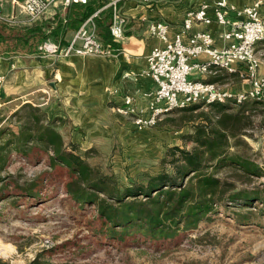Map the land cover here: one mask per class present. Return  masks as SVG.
Instances as JSON below:
<instances>
[{"label": "rangeland", "instance_id": "374dc122", "mask_svg": "<svg viewBox=\"0 0 264 264\" xmlns=\"http://www.w3.org/2000/svg\"><path fill=\"white\" fill-rule=\"evenodd\" d=\"M99 4L101 8L103 3ZM103 9H109L110 18V8ZM38 21L45 20L24 23L31 26ZM13 23L16 22H10L11 27L17 26ZM12 41L13 38H8L4 48L20 52L18 48L9 47ZM255 50L257 73L264 77V42L260 41ZM222 82L237 85L239 91L250 87L245 77L222 79ZM42 93L38 100L19 106L18 100L0 103V144L8 129L17 130L18 114H24L26 119V104L41 108L47 117L59 119L56 125L64 123L59 111L44 104L47 94ZM202 107L207 109L205 104ZM181 113L179 110L162 114L154 125L143 129L135 127L136 133L127 138H120V135L99 141L97 146L86 150L88 161L100 166L120 185L133 181L145 183L164 168L171 171L169 153H178L172 149L193 145L185 139L192 131L190 125L172 121ZM261 119V115L256 116L251 127L240 134L241 142L237 147L257 164L261 174L248 181L240 180L236 186L258 187L260 195L264 196V125ZM79 151L82 153L80 148ZM28 154L24 156L11 146L0 148V258L6 264H29L37 255L41 264H264V202L261 200L232 202L226 196L196 225L181 228L172 237L153 239L126 232L123 239H116L109 233L94 230L99 227L94 207L80 206L62 190L61 182L50 174L45 152L33 147ZM237 211L248 217H236Z\"/></svg>", "mask_w": 264, "mask_h": 264}, {"label": "trees", "instance_id": "16d2710c", "mask_svg": "<svg viewBox=\"0 0 264 264\" xmlns=\"http://www.w3.org/2000/svg\"><path fill=\"white\" fill-rule=\"evenodd\" d=\"M99 3L97 0L71 3L66 8L64 20L53 28H47L40 21L31 26L16 22L13 24L17 26L11 27L10 22L0 19V53L11 51L4 48L10 37L13 38L10 48L38 52L48 35L53 32L58 36L59 29L67 23L78 25L99 7ZM109 19V9L101 10L94 17L102 45L115 52L120 43L109 34ZM231 104L214 102L204 109L203 101H196L166 112H183L172 121L190 125L192 131L185 139L193 145L190 148L174 147L172 150L178 153H169L171 171L164 168L145 183L133 181L129 185H120L112 175L88 161L87 151L81 153L76 142L65 138L59 129L61 124L56 125L59 119L47 117L41 108L31 104L25 105L28 107L26 119L24 114H18L17 130L8 129L0 148L11 146L24 156H28L33 147L45 152L50 174L61 182L62 190L80 206L94 207L99 222V227L94 230L109 233L116 239H123L126 232L153 239L169 238L181 228L196 225L226 196L232 202H264L258 187L236 186L240 180L248 181L261 174L257 164L237 147L241 142L240 134L251 127L256 116L261 115L260 122L264 125V101L246 99ZM243 143L248 147L246 142ZM235 216L248 217L239 211ZM0 264H6V261L0 258ZM29 264H41L38 255Z\"/></svg>", "mask_w": 264, "mask_h": 264}, {"label": "crops", "instance_id": "0c3cea01", "mask_svg": "<svg viewBox=\"0 0 264 264\" xmlns=\"http://www.w3.org/2000/svg\"><path fill=\"white\" fill-rule=\"evenodd\" d=\"M21 1L0 0V11L11 22L24 23L27 18L20 10ZM217 1L158 0L152 4H142L135 0H121L118 4L126 18L124 36L117 39L120 43L119 50L107 54L82 55L61 52L83 21L78 25H62L58 36L52 32L45 38L43 42L56 44V50L48 51L42 47L35 53H0V103L18 100L19 106L23 102L38 100L39 95L45 92L47 95L44 104L49 109L59 111L64 120L59 129L76 142L82 152L97 146L99 141L115 136L127 138L136 133L135 125L129 116L116 112V107L121 106L123 96L129 94L133 96L136 106L146 112L147 104L155 91V82L146 73V57L151 48L161 44V41L150 34L148 23L153 20L165 21L171 26L172 35L181 27L189 9L206 5L208 14L213 17ZM225 1L224 12L231 21L240 18L236 10L256 1L260 2L259 10L264 11V0ZM98 9L100 7L94 12ZM66 10L57 5L50 7L42 17L46 27L53 28L64 20ZM100 11L101 9L97 14ZM225 29L227 26L215 20L210 23L196 21L190 32H210L214 38V46L221 48L227 43L222 37ZM205 58L200 56L201 60ZM192 75L223 83L232 90L239 91L235 87L237 85L222 82V79L241 77L238 73H228L223 69L209 73L193 70Z\"/></svg>", "mask_w": 264, "mask_h": 264}, {"label": "built area", "instance_id": "2783aa9c", "mask_svg": "<svg viewBox=\"0 0 264 264\" xmlns=\"http://www.w3.org/2000/svg\"><path fill=\"white\" fill-rule=\"evenodd\" d=\"M87 1L89 0H22L19 7L27 20L32 21L42 18L52 6L66 9L71 3ZM97 1L103 3L100 9L110 8L109 34L115 39H121L126 25V18L118 4L121 0ZM135 1L152 4L158 0ZM259 3L256 1L239 10L235 9L240 16L235 21L228 19L224 12L225 0L215 3L213 17L208 14L206 5L189 9L181 27L172 35L169 23L150 21V34L161 41V44L151 48L146 57V73L155 82L153 97L145 112L136 106L132 95L126 94L123 96V104L116 107V112L129 116L137 129H143L154 125L169 110L183 108L196 101H203L205 105L214 102L239 103L246 99L264 101V77L257 73L258 57L255 50L257 43L264 39V11L259 10ZM97 11L86 17L73 32L67 45L61 49L63 54L101 55L111 52L110 48L102 45L96 32L94 16ZM0 19L11 22L1 11ZM212 20L227 26L222 33L227 43L221 48L214 46V38L210 32H190L194 22L210 23ZM42 47L48 51L57 49V45L52 43H44ZM200 56L206 58L201 60ZM221 69L247 78L250 82L249 89L234 91L216 81L192 75L193 70L209 73Z\"/></svg>", "mask_w": 264, "mask_h": 264}]
</instances>
